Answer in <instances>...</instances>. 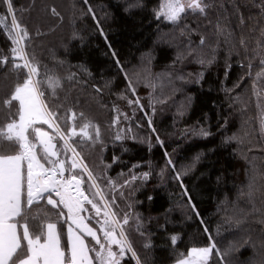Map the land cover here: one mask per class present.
Returning a JSON list of instances; mask_svg holds the SVG:
<instances>
[{
	"label": "trees",
	"instance_id": "16d2710c",
	"mask_svg": "<svg viewBox=\"0 0 264 264\" xmlns=\"http://www.w3.org/2000/svg\"><path fill=\"white\" fill-rule=\"evenodd\" d=\"M212 4L207 16L189 13L173 24L157 19L160 0H11V10L0 0L8 26L15 16L18 29L28 33L26 54L34 57L37 80L44 81L42 99L58 122L71 112L81 124L98 127L99 140L70 144L115 219L122 224L128 214L123 227L140 264H177L191 248L212 243L227 254L221 261L214 250L207 264H264V224L258 223L264 219V77L257 79L264 71V0ZM30 9L50 28L29 20ZM46 32L52 39L47 41ZM56 34H63L57 35L61 43L45 49ZM13 47L0 24V59L7 57L0 65L4 131L12 119L18 121L9 114L18 102L11 109L2 103L17 83ZM142 67L141 76L136 70ZM48 77L62 81L55 94L45 85ZM36 126L51 133L44 124ZM73 173L86 193H95L81 168ZM34 207L57 219V209L46 201ZM59 207L67 252L72 225L63 223L67 209ZM238 220L244 222L236 227ZM121 264L136 261L128 253Z\"/></svg>",
	"mask_w": 264,
	"mask_h": 264
},
{
	"label": "snow or ice",
	"instance_id": "6c2138e0",
	"mask_svg": "<svg viewBox=\"0 0 264 264\" xmlns=\"http://www.w3.org/2000/svg\"><path fill=\"white\" fill-rule=\"evenodd\" d=\"M5 2L11 10V0H5ZM212 7V0H162L160 9L155 14L157 19L163 17L168 22L176 24L189 13L207 16V9ZM216 27L218 32L223 31L219 23ZM17 28H20V25L13 16L9 32ZM27 36L26 29L21 28L17 37L13 38V43L19 45L20 40ZM204 42V38H201L200 44L203 45ZM11 51L15 56L23 59L24 63L19 64L13 61L12 70L16 73L17 83L9 97L2 101L3 105L10 109L14 107L13 102H18L16 111L9 113L18 117V121L12 119L7 123L6 131L3 126H0V264H121V259L126 253H130L136 264H140L137 252L132 248L123 227L129 223L127 213L123 216L122 224L118 220L109 219L108 212L104 213V227L101 229L104 242L97 232L85 224L83 218L79 216L81 211L87 210L84 202L95 209L97 216L100 215L101 208L94 199L84 194L81 189L83 180L72 172L79 166L77 158L80 157V153L69 144V141L72 137L80 135L82 138L95 142L99 138L98 127L95 128V137L87 131L90 126L95 127L90 121L79 125V133L75 124L68 129L67 133L61 131L60 124H54V118L60 117L56 116V113L50 110L42 99L44 91L41 85L44 81L34 79L39 74L38 67L33 63L34 57L28 58L23 48L14 47ZM199 62L204 63L203 60ZM5 63H7V57L0 59V65ZM260 64L264 66V60H261ZM248 67L251 69V64ZM250 75L251 71H249ZM261 77H264V71L257 73V79ZM48 80L51 82L53 78L48 77ZM50 86L53 87V94H55V88L60 86L59 79H55L54 85L50 84ZM80 117H83V113ZM72 119L76 120V113L72 114ZM37 124L54 127L59 139L64 141L62 148H57V145L53 143L54 137L37 127ZM261 133L264 134V119L261 120ZM201 134L207 135L206 132ZM5 143L11 151L5 148ZM68 151L73 154L70 168L66 166V159L62 158ZM169 163L171 164V160ZM84 168L86 170V166ZM65 172H69L68 177H65ZM88 176L94 181L91 172H88ZM95 186L93 183V187ZM73 187L75 195L71 191ZM251 188L250 184L249 197L252 196ZM53 193L59 197L58 201L53 198ZM190 199L189 197V201ZM41 201H46L52 209H57L55 221L51 219L47 210L34 207ZM60 205L67 209V219L63 223L71 220L80 232L95 241V245L87 244L84 237L69 226L66 233V252L62 245L64 234L62 229L58 230V224L61 223L59 218L65 216ZM243 222L238 220L236 227ZM258 223L264 224V219L259 220ZM117 227H119L118 233ZM170 239L175 245L178 237L173 235ZM111 245H117L119 252L113 251ZM145 247L148 246L145 245ZM214 250L223 261V256L227 253H221L216 244L212 243L208 247L191 248L187 257L178 259L177 264H207ZM90 252L94 253V257L89 255Z\"/></svg>",
	"mask_w": 264,
	"mask_h": 264
},
{
	"label": "rangeland",
	"instance_id": "374dc122",
	"mask_svg": "<svg viewBox=\"0 0 264 264\" xmlns=\"http://www.w3.org/2000/svg\"><path fill=\"white\" fill-rule=\"evenodd\" d=\"M162 3V0H160V4ZM39 6V5H38ZM42 6V5H41ZM33 8V7H32ZM63 10V9H62ZM30 15V16H29ZM29 15H28V18H29V20H33L32 22H34V20L36 19V21L38 20L40 23H39V25L41 24V25H43V23L41 22V15L39 16V13H37V12H35V10L34 9H30V11H29ZM161 19L162 20H164V21H167V20H165L163 17H161ZM11 20H12V18H11ZM0 21H3V23H0L1 24V26H2V28L3 29H5V31H6V33L8 34V36H9V38L12 40V42H13V38H16L17 37V34H19L20 33V30L17 28V29H15V30H13L11 33L9 32V29L11 28V27H9L8 26V24L6 23V19L4 18V17H2V16H0ZM46 21V20H45ZM45 23V22H44ZM38 24V23H37ZM50 24H44L43 26L45 27V28H50V26H49ZM46 26H48V27H46ZM42 27V26H41ZM52 33H54V32H52ZM55 34V33H54ZM46 37H47V41L48 40H50V39H52V37L50 36L51 35V33L50 34H48L47 32H46ZM57 35H61V34H56V36H55V38H53V39H55L56 41H52L51 43H50V46H46V45H49V44H46V43H44V48L45 49H49V50H51V45H55V44H59V43H61V38L60 39H58L57 38ZM50 36V37H49ZM63 36V34L61 35V37ZM24 40L25 39H22V40H20V43H19V45H16L15 43H13L14 44V47H18V48H23L24 49V51H25V53H26V49H25V46H24ZM25 42H26V40H25ZM29 43V42H28ZM40 44H41V42H40ZM46 46V47H45ZM13 47V48H14ZM35 48H37V50L39 49V50H41V47H38L37 45H35ZM50 52V51H49ZM42 54V53H41ZM50 54V53H49ZM35 55V54H34ZM12 59L14 60V61H17V63H19V64H23L24 63V60L23 59H21L20 57H18V56H15V55H13V57H12ZM146 62V61H145ZM145 68H143L142 67V69L140 68L139 69V71L138 70H136V73L139 75H145ZM46 72V71H45ZM48 73H51V71H50V69L48 70ZM136 73H133V77H135L137 74ZM39 75V74H38ZM38 75L36 76V77H34V79H37V77H38ZM54 79L50 82L49 80H46V82H45V85H46V87H47V89H49L50 91H53V87L52 86H50V84H53L54 85ZM59 83H60V86L59 87H56L55 88V91H57V89H60V87H62V85H61V83H62V81L59 79ZM161 97H160V95H159V99H160ZM66 118V117H65ZM55 123H59L60 124V126H66L68 129L71 127V126H73L74 124L76 125V128H77V133H79V125L81 124V122H78V118H77V116H76V120L74 121L73 119H72V113L70 112L69 113V117L67 118V119H64L63 118V122L62 121H60V122H58V119H55L54 118V124ZM93 126H94V124L93 123H91ZM44 125H46L47 126V129H49L50 130V132L51 133H49V132H47L49 135H51V136H53L54 137V139H53V143L54 144H56L57 145V148H62V146H63V143H64V141L63 140H60L59 139V137H58V134H57V132L55 131V128L54 127H52V128H50L47 124H44ZM95 128H97V127H92V126H90L88 129H87V131H88V133L90 134V135H92L93 137H95ZM61 131H62V129H61ZM46 132V131H45ZM100 136H101V134L99 133V138L97 139V140H99L100 139ZM72 139H74V140H76V142H82V143H85V142H88V143H92L93 141H91V140H88L87 138H82L80 135H77V136H74V137H72ZM60 140V141H59ZM69 144H70V141H69ZM72 156H73V154H72V152L71 151H68L67 152V154H66V156H64V157H62V158H65L66 159V161H67V164H69V168L71 167V158H72ZM77 162H78V167L76 168V169H82L86 174H87V176H88V171L87 170H85V168H84V164H83V162L81 161V159H80V157H78L77 158ZM74 170V169H73ZM73 170H72V172H73ZM65 174H66V172H65ZM66 177V176H65ZM89 177V176H88ZM91 184H92V186H93V183H95L94 181H93V179H91ZM95 187H93L94 188V191H95V193L93 192L91 195L89 194V193H86V191L84 190V186H83V183L81 184V189H82V191L84 192V194L85 195H87L90 199H94V201L97 203V200H99V202H100V204L101 205H98L100 208H101V213H100V215L99 216H97L96 215V212H95V209H93L92 207H91V205H85V203L86 202H84V207H85V209H87L86 211H81L80 213H79V216L81 217V218H83V220H84V223L85 224H88V226L89 227H92L93 229H94V231H96L97 232V235L101 238V240H102V242H104V236H103V231L101 230L103 227H104V224H103V221H104V219H105V216H104V213L105 212H108L109 213V216H108V218L109 219H112V220H116L115 219V217L113 216V213H112V210H111V207H110V205H109V203L106 201V199H105V197H104V195H103V192H102V190H101V188L99 187V185H97L96 183H95ZM72 191V194L73 195H75V191H74V187H73V189L71 190ZM96 193H99V195H94V194H96ZM53 195L59 200V197H57L56 195H55V193H53ZM105 205H107V207H105ZM70 221V223H71V225L74 227L73 229H74V231H76V232H78L80 235H83V237L85 236V237H88V238H90L89 240V242H94V244H95V241L94 240H92V238L91 237H89V236H87L85 233H83V232H80V230L79 229H77L76 228V226L74 225V224H72V221L71 220H69ZM117 233L119 232V227H117ZM106 243V242H105ZM89 244V243H88ZM97 247V246H96ZM111 247H112V249H113V251H116L117 253L119 252V248H118V246L117 245H111ZM188 254V253H187ZM89 255L90 256H93L94 257V253H89ZM129 255H131L130 253H129ZM127 256H128V253H126L125 254V256L123 257V258H127ZM186 257H187V255H186ZM185 257V258H186ZM122 258V259H123ZM210 259V258H209ZM209 262V260L207 261V263Z\"/></svg>",
	"mask_w": 264,
	"mask_h": 264
},
{
	"label": "crops",
	"instance_id": "0c3cea01",
	"mask_svg": "<svg viewBox=\"0 0 264 264\" xmlns=\"http://www.w3.org/2000/svg\"><path fill=\"white\" fill-rule=\"evenodd\" d=\"M72 228H74V227L72 226ZM81 236H83V235H81Z\"/></svg>",
	"mask_w": 264,
	"mask_h": 264
},
{
	"label": "bare ground",
	"instance_id": "6f19581e",
	"mask_svg": "<svg viewBox=\"0 0 264 264\" xmlns=\"http://www.w3.org/2000/svg\"><path fill=\"white\" fill-rule=\"evenodd\" d=\"M74 191H75V189H74Z\"/></svg>",
	"mask_w": 264,
	"mask_h": 264
}]
</instances>
